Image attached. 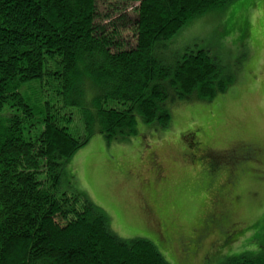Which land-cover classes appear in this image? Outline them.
Masks as SVG:
<instances>
[{"label":"trees","instance_id":"16d2710c","mask_svg":"<svg viewBox=\"0 0 264 264\" xmlns=\"http://www.w3.org/2000/svg\"><path fill=\"white\" fill-rule=\"evenodd\" d=\"M236 1L0 0V264H170L152 241L118 239L85 197L61 193L62 171L95 134L128 140L138 116L166 129L173 106L225 94L231 80L209 51L188 52L173 65L156 51L193 20ZM108 4L111 12L135 5L134 16L107 15L101 7ZM129 28L133 45L122 37ZM51 89L55 104L45 101ZM239 143L246 147L234 167L261 160L258 143ZM234 207L227 200L196 234L179 233V248L190 254L214 231L231 239ZM225 264H264V251Z\"/></svg>","mask_w":264,"mask_h":264},{"label":"rangeland","instance_id":"374dc122","mask_svg":"<svg viewBox=\"0 0 264 264\" xmlns=\"http://www.w3.org/2000/svg\"><path fill=\"white\" fill-rule=\"evenodd\" d=\"M118 7L117 11L134 16L135 5ZM256 7L263 8L264 1L238 0L215 9L193 20L156 51L161 62L171 65L188 52L209 51L221 76L231 80L225 94L211 102L173 106L166 129L138 116L136 134L128 140L95 134L63 168L61 193L85 197L108 218L110 231L118 239L152 241L170 264H225L230 257L264 251V9ZM110 9L115 5L101 7L107 15H121ZM122 34L135 43L131 28ZM46 96L45 101L52 104L60 100L55 89ZM77 125L82 128L80 122ZM195 141L217 151L252 141L263 154L260 161L236 164V183L232 176L226 183L227 169L209 164L216 155L197 152ZM235 159L224 164L232 165ZM217 188L218 196L233 191L227 196L235 206L230 211L233 235L224 241L225 234H205L199 248L188 254L179 248L177 235H193L202 228L214 207ZM145 204L152 207L150 216L152 210L154 216L160 214L157 220L147 218ZM161 224L167 238L155 233Z\"/></svg>","mask_w":264,"mask_h":264},{"label":"flooded vegetation","instance_id":"af4514ba","mask_svg":"<svg viewBox=\"0 0 264 264\" xmlns=\"http://www.w3.org/2000/svg\"><path fill=\"white\" fill-rule=\"evenodd\" d=\"M241 143H239L238 145H236V149L235 148H233V149H231V150H222V151H217V150H211V149H205L204 150V153H206V154H208V153H210L211 152V154H215L216 155V153H220L218 156H217V158L220 160V162L223 164V163H225V162H227V161H231V160H233L234 158H236L237 156H236V154L237 153H239L238 152V150L239 151H241V150H245V145H240ZM191 146H189V148H187L188 150H189V152H191ZM213 152H215V153H213ZM233 152H234V154H233ZM192 154L194 155V153L192 152ZM210 164V163H209ZM213 164V163H212ZM210 165H208L207 166V169H210ZM224 168L225 169H227V172H226V176H225V181H226V183H228L229 182V178H231L230 176H232V177H234V178H236V170H235V168H234V166L233 165H231V166H229L228 168H226L225 166H224ZM203 170V169H202ZM233 173H234V175H233ZM227 176H228V179H227ZM220 187H222L221 185H220ZM219 188H217L216 189V192L214 193V197H216L215 198V204H214V207L211 209V211H210V215L211 214H213V213H215V209H216V206H220V204H222V203H224V202H226L227 200H228V202H229V200H230V198L229 197H220V195L218 196V192H219ZM149 197H151V196H149ZM149 200H151V198H149ZM150 203H152V202H150ZM232 203H230L229 202V205H231ZM143 212H146L145 213V215L147 216V218L148 219H150V217H151V219L150 220H157V218H158V216L160 215V214H158V216L156 215V216H154V213H153V210H152V214H153V216H150L149 214H150V211H151V208L152 207H148V205H144L143 207ZM156 211L157 212H159L158 211V209H156ZM162 225V224H161ZM158 226H160V224H158ZM202 227V226H201ZM160 232H161V234L162 235H164L165 236V238H166V234H165V231L162 229V227H160ZM216 233V232H215ZM180 243H181V240H179V245H180ZM180 247V246H179Z\"/></svg>","mask_w":264,"mask_h":264}]
</instances>
